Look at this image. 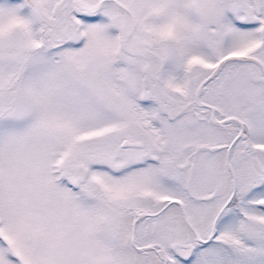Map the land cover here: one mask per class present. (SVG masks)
Segmentation results:
<instances>
[{
  "label": "snow or ice",
  "instance_id": "snow-or-ice-1",
  "mask_svg": "<svg viewBox=\"0 0 264 264\" xmlns=\"http://www.w3.org/2000/svg\"><path fill=\"white\" fill-rule=\"evenodd\" d=\"M0 264H264V0H0Z\"/></svg>",
  "mask_w": 264,
  "mask_h": 264
}]
</instances>
